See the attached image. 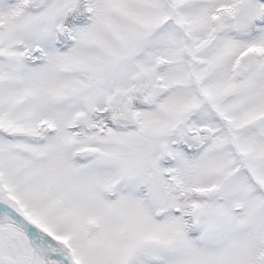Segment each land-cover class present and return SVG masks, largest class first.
Masks as SVG:
<instances>
[{"label":"snow or ice","instance_id":"6c2138e0","mask_svg":"<svg viewBox=\"0 0 264 264\" xmlns=\"http://www.w3.org/2000/svg\"><path fill=\"white\" fill-rule=\"evenodd\" d=\"M0 264H264V0H0Z\"/></svg>","mask_w":264,"mask_h":264}]
</instances>
